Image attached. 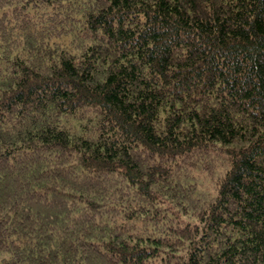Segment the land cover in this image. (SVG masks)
I'll return each instance as SVG.
<instances>
[{
    "label": "trees",
    "instance_id": "trees-1",
    "mask_svg": "<svg viewBox=\"0 0 264 264\" xmlns=\"http://www.w3.org/2000/svg\"><path fill=\"white\" fill-rule=\"evenodd\" d=\"M2 264H264V0H0Z\"/></svg>",
    "mask_w": 264,
    "mask_h": 264
},
{
    "label": "rangeland",
    "instance_id": "rangeland-1",
    "mask_svg": "<svg viewBox=\"0 0 264 264\" xmlns=\"http://www.w3.org/2000/svg\"><path fill=\"white\" fill-rule=\"evenodd\" d=\"M9 255L1 254L0 255V264H2L6 259H8Z\"/></svg>",
    "mask_w": 264,
    "mask_h": 264
}]
</instances>
